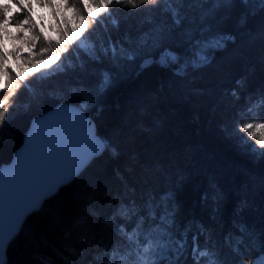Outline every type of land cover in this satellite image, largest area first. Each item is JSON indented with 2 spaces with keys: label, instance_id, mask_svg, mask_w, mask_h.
Listing matches in <instances>:
<instances>
[{
  "label": "snow or ice",
  "instance_id": "1",
  "mask_svg": "<svg viewBox=\"0 0 264 264\" xmlns=\"http://www.w3.org/2000/svg\"><path fill=\"white\" fill-rule=\"evenodd\" d=\"M207 3L208 0H189L190 7ZM239 3L247 9L236 20L240 27H245L249 16L255 14L257 3L264 10V0H239ZM183 4L184 0H4L0 3V151L5 143V130L9 138L14 135L11 125L21 106L27 113L46 97L63 93L65 77H87L96 72L103 75L95 90L83 83L71 88L82 103L56 100L51 110H44L46 114L35 112L37 118L30 120L10 162L7 166L0 162L3 171L0 186L4 190L0 207V264H7L9 253L24 237L29 220L43 211L49 199L75 183L94 161L109 152L118 155L110 141L98 134L86 111L111 86L109 68H133L135 65L130 62L143 59L139 65L143 70L156 62L149 58L152 50L172 41L179 42L177 49L161 56L159 63L175 67L180 74L189 67L208 65L215 50L234 40L227 34L226 25L232 20L236 0H212V7L201 16L202 28L178 33L181 18L174 5ZM161 12L171 15L172 25L154 23L153 16ZM138 16L154 23V27L133 37L128 21ZM122 24L124 32L119 35ZM260 36L264 39V27ZM186 45H192V57L180 51ZM230 94L236 102L244 104L240 110L243 115L236 125L237 133L244 134L240 139L246 137L255 146L254 152L260 149L255 154L264 157V91L242 97L234 89ZM42 131L58 145L57 156L52 160L33 159V149ZM65 155L70 156V162H61ZM30 165L36 174L31 194L17 200L10 212L9 180L24 173ZM203 198L206 200L208 194ZM222 199L221 194H215L216 210ZM161 200L162 210L157 211L161 205L155 197L138 202L134 190L131 194L116 191L104 197L106 208L102 211L95 205L94 196L79 194L70 206L57 209L50 222L63 227L69 240L75 226L89 244L101 245L102 253L97 250L93 259L102 254L103 264H187L189 260L191 264H264V233L258 239L245 225H239L241 234L235 237L230 234L225 241L235 257L229 262L222 257L203 224L194 230L192 221L183 223L178 218L174 193H167ZM201 237H205L203 247ZM255 249L260 251L253 256ZM65 251L72 255L77 249L69 246L59 254L64 255ZM50 261L51 257H42V264Z\"/></svg>",
  "mask_w": 264,
  "mask_h": 264
},
{
  "label": "trees",
  "instance_id": "2",
  "mask_svg": "<svg viewBox=\"0 0 264 264\" xmlns=\"http://www.w3.org/2000/svg\"><path fill=\"white\" fill-rule=\"evenodd\" d=\"M236 3L232 20L226 25L227 34L234 40L215 50L208 65L189 67L180 74L175 67L161 65L160 57L175 51L179 43L167 41L152 50L149 58L156 62L143 70L139 68L143 59L130 62L135 65L133 68L108 69L113 80L111 86L86 111L98 134L110 141L118 155L109 152L94 161L75 183L49 199L43 211L29 220L24 237L13 246L7 264H42V257H51L49 264H103L102 254L93 259L97 250L102 253L101 245L89 244L75 226L69 240L63 227L50 222L57 209L70 206L75 196L85 193L94 196L95 205L103 211L104 197L109 193L131 194L134 190L138 202L155 197L161 205L157 211H161V198L172 192L178 218L183 223L192 221L194 230L203 224L229 262L235 257L225 241L230 234L233 237L241 234L239 225H245L251 234L261 238L264 157L255 154L260 149L254 152L255 146L246 137L240 139L244 134L237 133L236 125L243 115L240 110L244 104L236 102L230 93L235 89L243 97L264 91V39L260 36L264 10L257 3L255 14L249 16L245 27H240L236 20L247 9L239 0ZM174 6L181 18L178 33H184L204 26L201 16L212 7V0L203 6L190 7L189 0H184L183 6ZM152 19L155 24H173L169 13H157ZM128 23L132 25L133 37L154 27L143 16ZM123 32L122 24L119 35ZM180 51L188 57L194 55L192 45L183 46ZM102 80L100 72L87 77H65L63 93L46 97L27 113L21 106L11 125L14 135L9 138L5 130L0 162L10 161L35 112L51 110L56 100L82 103L71 88L83 83L95 90ZM237 81L241 83L238 85ZM217 193L223 197L219 210L214 202ZM204 239L201 237L202 247ZM232 242L235 244V239ZM69 246L77 251L72 255L66 251L59 254ZM259 251L255 249L251 255H258Z\"/></svg>",
  "mask_w": 264,
  "mask_h": 264
},
{
  "label": "water",
  "instance_id": "3",
  "mask_svg": "<svg viewBox=\"0 0 264 264\" xmlns=\"http://www.w3.org/2000/svg\"><path fill=\"white\" fill-rule=\"evenodd\" d=\"M70 106H74V105H70ZM35 118L37 117L35 116L32 119ZM89 119H91L95 124L94 120L90 115H89ZM57 149H58V145L53 144L49 140L47 133L42 131L33 149V159L43 160L47 158L48 160H52L57 156ZM61 162H70V156L67 155L63 156ZM8 163H5L4 165L7 166ZM2 175H3V171L0 170V176ZM35 179H36V174L31 165L29 166L28 170H26L24 173L17 174L10 178L7 189L8 209L10 212L14 209L17 200L31 194L32 185ZM3 191H4L3 187L0 186V207H2Z\"/></svg>",
  "mask_w": 264,
  "mask_h": 264
},
{
  "label": "rangeland",
  "instance_id": "4",
  "mask_svg": "<svg viewBox=\"0 0 264 264\" xmlns=\"http://www.w3.org/2000/svg\"><path fill=\"white\" fill-rule=\"evenodd\" d=\"M4 2V0H0V3H3Z\"/></svg>",
  "mask_w": 264,
  "mask_h": 264
},
{
  "label": "bare ground",
  "instance_id": "5",
  "mask_svg": "<svg viewBox=\"0 0 264 264\" xmlns=\"http://www.w3.org/2000/svg\"><path fill=\"white\" fill-rule=\"evenodd\" d=\"M10 162V161H9Z\"/></svg>",
  "mask_w": 264,
  "mask_h": 264
}]
</instances>
